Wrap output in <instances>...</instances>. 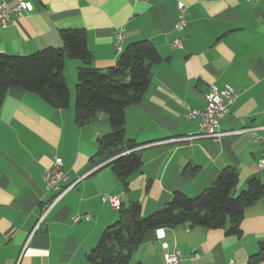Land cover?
<instances>
[{"label": "crops", "instance_id": "1", "mask_svg": "<svg viewBox=\"0 0 264 264\" xmlns=\"http://www.w3.org/2000/svg\"><path fill=\"white\" fill-rule=\"evenodd\" d=\"M25 9L0 27V54L27 56L61 47L62 30L84 33L91 67L102 71L119 59L114 33L123 30V49L148 41L159 54L141 100L125 110V136L142 165L126 185L96 158L98 141L111 133L108 118L79 126L74 117L76 72L81 62L65 59L69 106L51 107L35 94L9 89L0 104V264H90L87 254L119 209L137 202L142 216L164 207L176 192L194 198L226 167L237 173L236 197L247 183L264 184L257 164L264 145V0H0ZM186 6L187 26L175 32L176 5ZM179 39L181 47L173 42ZM211 86L230 87L236 101L219 121L217 140H187L199 119L185 107L202 110ZM241 132V133H239ZM75 184L41 217L55 193L45 175L53 159ZM89 221L72 223L75 215ZM40 222V223H39ZM182 224L149 231L129 264H164L172 250L181 264H264L254 259L264 242V196L243 211L240 235Z\"/></svg>", "mask_w": 264, "mask_h": 264}, {"label": "trees", "instance_id": "2", "mask_svg": "<svg viewBox=\"0 0 264 264\" xmlns=\"http://www.w3.org/2000/svg\"><path fill=\"white\" fill-rule=\"evenodd\" d=\"M61 47H48L27 56L0 54V104L9 89L35 94L51 107L64 110L70 93L63 75L65 59L81 62L76 72L74 117L79 126L96 119L108 118L111 133L98 141L95 158L108 162L115 176L124 181L142 165L137 147L125 136V110L138 103L150 82V65L160 59L148 41L129 44L113 67L105 71L91 67V56L85 35L79 30H62ZM237 173L231 167L222 169L215 182L194 198L176 192L170 201L151 215L142 216L140 204L120 205L117 221L107 227L96 245L87 254L90 264H129L133 251L149 231L182 224L205 229H222L231 225L226 235L239 236L245 208L264 196V184L256 179L247 183L236 197L232 192ZM264 257V242L254 259Z\"/></svg>", "mask_w": 264, "mask_h": 264}, {"label": "built area", "instance_id": "3", "mask_svg": "<svg viewBox=\"0 0 264 264\" xmlns=\"http://www.w3.org/2000/svg\"><path fill=\"white\" fill-rule=\"evenodd\" d=\"M25 9V3L23 1L19 2L13 7H8L4 3H0V27L6 28L8 22L13 17H18L21 15L22 11ZM177 17L174 24L175 32L182 33L187 26L186 19V6L179 2L176 5ZM125 39V33L123 30H116L114 33V45L117 54H121L123 51V41ZM175 47H181V41L176 39L173 42ZM236 95L233 90L225 86L223 89H218L215 86H211L209 93L205 96V107L202 110L191 109L185 107L184 117L186 119L198 118V132L196 135L189 137L187 140L194 139H211L217 140L224 134L219 132V121L224 118L228 113L231 106L236 101ZM241 133V132H239ZM264 145V140H262ZM259 169L264 170V148L260 154V158L257 164ZM67 175L62 170L61 160L54 158L50 170L45 175L46 190L48 192L55 193L53 201L46 206L44 210V215L41 217L40 222L44 219L48 211L55 205V203L66 194L75 184L65 185L67 182ZM103 202H108L111 207L118 209L120 207V202L117 198L106 195L102 198ZM90 215H75L72 217V223H79L81 221H89ZM39 222V223H40ZM182 258L178 250H172L165 254L164 264H181Z\"/></svg>", "mask_w": 264, "mask_h": 264}]
</instances>
